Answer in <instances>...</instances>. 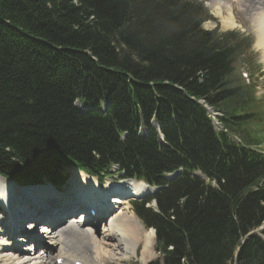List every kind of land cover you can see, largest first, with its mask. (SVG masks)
Here are the masks:
<instances>
[{"label": "trees", "instance_id": "16d2710c", "mask_svg": "<svg viewBox=\"0 0 264 264\" xmlns=\"http://www.w3.org/2000/svg\"><path fill=\"white\" fill-rule=\"evenodd\" d=\"M205 19L192 0H0V174L33 181L40 173L26 161L42 150L67 157L59 166L73 160L100 175L114 163L150 183L187 160L217 187L183 176L157 194L158 213L134 203L138 217L155 229L162 264H230L241 237L264 219V160L217 138L189 100L223 110L234 131L240 118L229 112L238 99L243 112L256 108L250 90L242 96L227 87L233 67L216 46L237 57L233 34L201 31ZM75 99L109 104L105 115H81ZM157 111L163 131L172 116L177 121L173 145L186 159L161 151L152 136L122 142ZM262 236L244 242L237 264H264Z\"/></svg>", "mask_w": 264, "mask_h": 264}, {"label": "bare ground", "instance_id": "6f19581e", "mask_svg": "<svg viewBox=\"0 0 264 264\" xmlns=\"http://www.w3.org/2000/svg\"><path fill=\"white\" fill-rule=\"evenodd\" d=\"M209 2L213 6H211ZM234 3H236L239 8L245 4V9L253 14L249 17V21L253 25L255 37L257 36V42L255 39L254 45L262 52V61L264 63V0H251L249 5H246V0H207V5L212 10L214 16L220 19L224 28H233L237 26L236 18H234L235 16L233 13ZM105 113L106 110L102 112L103 115H105ZM157 113L158 111L154 112V118L149 124L162 131V127L156 118ZM142 126L143 124H140L135 131L124 133L122 142L126 141V139L139 140L146 143L151 141V135L144 132ZM63 161L64 160H59V163H67ZM80 175L81 174L78 172L71 174L70 178L74 183L71 187L73 189H79L83 199L88 203L87 205L90 207L96 206L98 210H102L105 206L110 205L114 213L109 216L108 221L105 220L100 233L99 231L93 230L90 225H85L83 227L87 234L76 228H72L61 236L44 237L47 239L44 243L49 245V247L46 246V249H41L37 254H32L28 252L31 248H20L21 242L15 243L9 232L12 221L17 223L16 215L19 213L18 208L10 209L12 196H14L15 191L14 188H16L14 183L26 187V180L21 179L16 181L13 178H8L0 174V204L6 209L4 210V219L0 221V225H4L8 228V231L5 233H3L4 230L1 232L0 229L2 234L0 236V264H55L56 259L73 255L68 252L69 249L84 250L88 251V253L90 250L94 249L95 254H91L88 258H83L86 261L85 264H119L132 256L135 257L137 252H140L143 262L153 256V230H144L133 215L123 212V209H128L123 208L126 204L125 199L118 200V197H108L107 195L108 192L117 190L131 197L144 199L151 193V190L147 188L148 186L146 187L142 182L128 180L123 181L117 189H114V185L110 183L102 188L94 178L87 177L89 178V180H87ZM39 176L40 174H31L30 178L38 184L40 179ZM165 179L166 178H163L161 180ZM17 195L19 196V194ZM71 199L77 200V197L71 196ZM17 202L19 203L21 201ZM64 207L66 206H63L61 209ZM86 209H88V207ZM57 212H59L57 216L60 214L62 215L60 211ZM88 217L89 216L85 213H82L79 217L74 215L69 217L68 221L74 220L77 228H79L82 222ZM31 227V225H28V228ZM56 227H58V225H56ZM32 234L34 238L42 237L41 233L36 229L32 231ZM54 254L57 255L54 256Z\"/></svg>", "mask_w": 264, "mask_h": 264}, {"label": "rangeland", "instance_id": "374dc122", "mask_svg": "<svg viewBox=\"0 0 264 264\" xmlns=\"http://www.w3.org/2000/svg\"><path fill=\"white\" fill-rule=\"evenodd\" d=\"M200 1H203L204 2V4H206L205 3V0H200ZM209 4L211 5V6H213L210 2H209ZM206 8L210 11V13H211V15H212V18H213V20L215 21H212V22H208V23H206L203 27L205 28V29H214V27L215 26H219V28H220V30H224V29H226V28H224L223 27V25L221 24V21H220V19L219 18H217V17H215L214 15H213V12H212V10L209 8V7H207L206 6ZM224 16V15H223ZM234 16L236 17V22L239 24L240 23V25L239 26H236L235 28H233V29H238V28H240V29H242L243 31H245V32H249V33H252V34H250V37H251V39H252V41H254V35H255V32H254V29H253V25H250V21L248 22V19H247V14L246 13H244V10L242 11V10H239V8L235 5L234 6ZM234 17V18H235ZM257 37V36H256ZM256 37H255V39H256ZM256 42H257V39H256ZM122 46V45H121ZM257 46V45H256ZM258 47V46H257ZM260 48V47H259ZM121 49V48H120ZM254 49H255V51H258L259 52V54L260 55H262V52L259 50V49H257L255 46H254ZM115 51H116V54L118 55V56H122V55H125V54H120L119 52H118V50L117 49H115ZM255 54V56H257L258 54L257 53H254ZM123 57H125V56H123ZM127 58V60H130L131 59V56H130V54L126 57ZM239 71H240V69H239ZM254 80V79H253ZM260 81H263V84L260 86V84H258L257 85V88H256V92H257V89H258V87L259 88H261V90L262 91H264V80H260L259 79V82ZM254 82H255V80H254ZM257 96H259L258 95V92H257ZM212 119H213V121H215L216 119L212 116L211 117ZM217 123V122H216ZM66 125V124H65ZM61 128H65V127H61ZM39 131V130H38ZM44 133H42V135H43ZM39 138V137H38ZM83 144H84V142H83ZM86 145H89V142L88 141H86V143L84 144V147H86L87 148V146ZM59 149V148H58ZM260 151L262 152V153H264V145H262V147H261V149H260ZM56 154H59V152L57 151V153ZM93 155H95L94 153H92V156ZM69 159V158H68ZM63 162H67V160L65 161H63ZM29 167L31 168V169H34L35 170V167L33 166V165H31V164H29ZM67 170L68 169H65L64 170V173H67ZM76 172V171H75ZM74 172V173H75ZM73 174V173H72ZM83 175H85V174H83V173H81V177H83V178H85V179H87V180H89V178H87V177H84ZM87 176V175H86ZM112 176V175H111ZM91 178H93V177H91ZM111 178H115V180H119V179H117L116 178V176H113V177H111ZM19 179V178H18ZM20 179H24V178H20ZM19 179V180H20ZM25 180H27V179H25ZM91 181H93V180H91ZM98 182V181H97ZM109 184V183H108ZM18 186L20 187V188H22V189H24L25 187H23V185H21V184H18ZM60 189H65L62 185L60 186ZM14 190H15V188H14ZM75 206L76 205H68L67 206V209H69V211L70 210H72V209H74L75 208ZM128 208V207H127ZM130 208H131V206H130ZM130 208L129 209H124V213L125 212H127V214H130L131 215V213H130ZM14 209V208H13ZM68 211V210H67ZM132 211V210H131ZM59 214V212H55V213H53V215L52 216H54V215H58ZM3 215H4V213L3 212H0V221H2L3 219H4V217H3ZM45 220H47V219H45ZM24 228V225L23 224H21L20 225V230H22ZM0 229H1V232L4 230V232L3 233H5L6 231H8L7 229L8 228H6V226H4V225H0ZM1 232H0V236L2 235L1 234ZM3 237H5V236H3ZM14 245V244H13ZM15 246V245H14ZM24 247V245L23 246H20V248H23ZM23 249H25V248H23ZM55 255H57V254H54V256ZM86 255H88V253L86 252ZM156 256H157V254L156 253H154L153 254V257H152V259L151 260H154L155 258H156ZM134 258H136V260L137 261H139V262H143L142 260H141V256H140V252H137V254H136V256L134 257ZM52 259H53V257H52ZM140 259V260H139ZM135 259H133V258H129V259H127V260H125L124 262H120L119 264H140V263H138L137 261H136ZM151 260H149V261H151ZM148 262V261H147ZM146 262V263H147ZM225 262H227V260L225 261L224 260V263Z\"/></svg>", "mask_w": 264, "mask_h": 264}, {"label": "water", "instance_id": "95a60500", "mask_svg": "<svg viewBox=\"0 0 264 264\" xmlns=\"http://www.w3.org/2000/svg\"><path fill=\"white\" fill-rule=\"evenodd\" d=\"M56 153L57 151L55 150L54 152H46L45 150H42L39 151L38 154H35V156H38L35 160L26 162L28 165H33L35 167V171L39 173L45 170H49L48 173H50L59 167V160H67V157L63 159L64 155Z\"/></svg>", "mask_w": 264, "mask_h": 264}, {"label": "clouds", "instance_id": "9594fccd", "mask_svg": "<svg viewBox=\"0 0 264 264\" xmlns=\"http://www.w3.org/2000/svg\"><path fill=\"white\" fill-rule=\"evenodd\" d=\"M45 171H47V170H45ZM44 172V171H43ZM41 173V172H40ZM238 254V252H237V248H235L234 250H233V254H232V258H231V262H230V264H233V262H234V258L236 257V255Z\"/></svg>", "mask_w": 264, "mask_h": 264}]
</instances>
